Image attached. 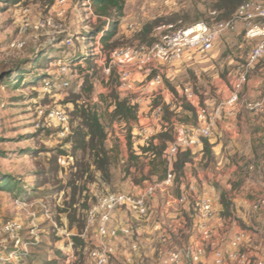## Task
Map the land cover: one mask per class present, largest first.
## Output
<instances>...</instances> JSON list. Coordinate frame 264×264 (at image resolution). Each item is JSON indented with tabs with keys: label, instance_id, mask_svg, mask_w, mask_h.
<instances>
[{
	"label": "rangeland",
	"instance_id": "374dc122",
	"mask_svg": "<svg viewBox=\"0 0 264 264\" xmlns=\"http://www.w3.org/2000/svg\"><path fill=\"white\" fill-rule=\"evenodd\" d=\"M216 1L125 0L124 16L112 40L114 46L107 50L102 45L98 53L91 31L99 22L87 8V0H67V13L62 19L54 16L55 0H0V175H11L24 191L0 190V219L22 222L24 229L18 235L26 245L14 247L10 240L0 242V256L16 251L21 254V264H90L88 252L95 232L87 227L89 209L103 194L135 193L145 182L160 179L162 174L160 166L152 170V162L146 156L138 158L130 152V132L138 106L135 105L134 118L115 117V102L127 100L132 105L133 94L119 90L116 66H111L109 75L104 73L109 56L117 48L149 45L194 22L213 25L224 20L214 11ZM48 19H53L56 27L43 25ZM68 38L71 45L65 42ZM250 47L243 31L238 30L223 34L212 50L197 57L159 65L162 92L168 95V104L163 105L167 134L175 131L173 123L195 125L199 115L208 117L228 98ZM63 66L68 71L67 87L60 86V80L66 77L60 73ZM257 79L252 88V81ZM248 81L249 86L247 82L239 92L240 100L259 97L264 84V59L250 70ZM46 82L52 83L47 90ZM185 86H190L195 94L191 102L182 94ZM162 100L157 93L153 102ZM53 107L67 114V130L47 117ZM247 112L241 108L235 117L247 116ZM92 114L98 117L103 130L94 138L84 124ZM225 120L224 111L217 121ZM166 133L157 138L159 150L170 140ZM228 133L226 128L222 131L214 127L210 154L197 152L188 157L186 164L175 165L176 184L188 180L190 175L195 177L200 193L215 195L211 221L214 245L200 240L192 209L193 216L183 224L188 235L179 236L176 222L171 223L166 211L160 210L166 206V192H158L150 200L145 217L125 211L113 214V225L129 224L134 230L158 225V230L145 234L157 246L148 256L143 254V264H163L165 251L188 244L205 249L197 264H214V248L220 247L226 253L230 239L239 231L246 233V240L238 246L239 252L246 255V264H254L263 255L264 210L256 211L252 206L264 198V170L233 172L228 170L231 161L217 169L219 158L212 146L219 143L221 154L229 161ZM95 145L100 148L95 149ZM157 162L161 163H154ZM248 180L256 189L249 188L242 195L241 187ZM178 191V187H173L169 194L177 195ZM234 192L244 198L241 203L234 200ZM32 224L35 228L30 231ZM130 243L129 238L119 240L117 259L112 256L107 264H123L120 251L128 249ZM15 256L8 255L7 259L19 261ZM135 257L132 264H138ZM181 264L190 263L183 260ZM225 264L238 263L226 259Z\"/></svg>",
	"mask_w": 264,
	"mask_h": 264
},
{
	"label": "built area",
	"instance_id": "2783aa9c",
	"mask_svg": "<svg viewBox=\"0 0 264 264\" xmlns=\"http://www.w3.org/2000/svg\"><path fill=\"white\" fill-rule=\"evenodd\" d=\"M87 8L90 10L89 6ZM53 12L56 18H64L67 13V0H55ZM44 24L47 27H56L53 19L46 20ZM238 30L243 31L245 40L251 45L245 65L239 68L228 98L217 105L208 117L199 115L195 125L173 123L175 131L164 149L166 173L163 179L147 181L144 187L135 193L103 194L87 212V227H92L95 232L94 244L88 252L90 264H107L110 257L115 255L119 240L129 238L130 251H138L140 243L136 229L134 230L129 224L113 225L111 223L113 214L116 211H125L137 217L147 216L150 200L158 192L169 194L172 189L174 178L172 163L175 155L184 151L196 153L199 147L201 150L204 140L212 137L213 128L222 112L235 115L244 108L249 113L264 114V84L257 99L250 101L239 99V92L248 82V73L264 58V0H247L237 7L230 18L213 25L204 21L194 22L172 31L149 45L117 48L109 56V63L104 68V73L109 75L111 66H116L119 90L132 93L131 104L138 106L137 119L130 132L131 143L156 144L158 134L167 130L163 105L168 103V95L162 92V72L159 65L164 61L174 64L187 58L197 57L199 54L212 50L223 34ZM65 42L72 44L70 38ZM95 43L96 51L100 53V36L96 37ZM60 73L66 76L60 80V86H69L67 67H60ZM51 85V82H46L45 89L47 90ZM157 93H160L163 100L154 103L153 99ZM182 94L190 102L195 99L190 86L183 87ZM46 115L54 124L67 130L68 116L62 109L50 108ZM214 199V193H200L195 182H189L177 197L179 204L192 203L195 210L194 228L201 241L212 245H214V235L211 230V221L214 213ZM252 207L256 211L264 210V198L257 199ZM33 228L35 225L32 224L30 231H33ZM23 229V223L17 219H0V242L10 240L14 247L26 246L18 235ZM155 229H159L158 225ZM245 240L246 233L239 231L230 239V248L226 253L222 248L215 247L214 264H224L226 259L236 261L238 264H246V255L238 250V246ZM127 255L126 263L129 264L133 255L131 252ZM204 255L205 249L202 245L188 244L182 248L165 251L162 262L163 264H181L183 260H186L190 264H197ZM254 264H264V253L255 259Z\"/></svg>",
	"mask_w": 264,
	"mask_h": 264
},
{
	"label": "crops",
	"instance_id": "0c3cea01",
	"mask_svg": "<svg viewBox=\"0 0 264 264\" xmlns=\"http://www.w3.org/2000/svg\"><path fill=\"white\" fill-rule=\"evenodd\" d=\"M258 80L259 79H257L256 81H252L251 83L252 88L253 87L255 88ZM248 84H250V81H248L247 85ZM235 116L236 114L228 115L226 113L227 120L223 122L217 121L214 126L216 130L223 131L224 128L228 129L229 133L227 137L230 141L229 142L230 151H228V154H230L229 158L231 159L229 161L224 155L221 154L219 143H216L215 145L212 146V149L215 150V154L219 158L217 162L219 167H217V169L222 168L224 163H226V161L227 162L231 161V163L228 166V170L230 171L236 172L237 170L242 169V170H247V171L252 170L253 172H261L264 166V114L258 115V114L247 112V116L242 115L239 117V119H237ZM218 136H221L219 132H218ZM200 151L201 150L199 147L196 151V154L197 152H200ZM236 155L238 158L242 157V160L241 161L238 160V158H236ZM251 167L252 169L249 170V168ZM199 178L201 177L199 176ZM188 180H190V182L196 181L195 177L190 176V175H189ZM203 183H205V181ZM241 188H242V192L240 193H242V195L247 193V190L249 188L256 189L255 185H253L250 182V180H248L244 184V186H242ZM243 189L245 192L243 191ZM234 195H235L234 200L238 201L239 203L243 201L244 198L242 199L240 195H236L235 192H234ZM178 196L179 195H173L171 193L167 194L166 198L164 199L166 206L161 207L160 210L166 211L171 223L176 222V226L178 227L177 231L179 230V236L181 237L183 236L184 238H186V235H188L189 231H186L184 229L185 227L183 224L186 223V221L188 220L190 221V218L194 214L191 212V209L194 210V207L192 203L190 205L177 203ZM175 207H178V208H175ZM156 226L157 224H155L152 227L147 226L145 227L146 229L142 227L136 229L138 236H139V243H140L139 249L136 252H132L130 251V246H129L128 249L120 251L121 257L123 258L121 262H123V264H127L126 263V259L128 257L127 253L131 252L132 255H134V257L136 256L135 260L138 262V264L139 263L143 264L144 259H146L144 255L148 256L150 253L155 251V247L157 246L156 242L154 241V239H152L151 237L149 238L145 234L153 233V231L156 230L155 229ZM121 241L122 240H120V242ZM115 256L116 255H114L113 257ZM115 258L117 259V257ZM132 261H133V256L129 264H132Z\"/></svg>",
	"mask_w": 264,
	"mask_h": 264
},
{
	"label": "trees",
	"instance_id": "16d2710c",
	"mask_svg": "<svg viewBox=\"0 0 264 264\" xmlns=\"http://www.w3.org/2000/svg\"><path fill=\"white\" fill-rule=\"evenodd\" d=\"M89 1V7L92 10V14L95 15L98 18L99 24L94 26L92 28V38L93 40H96V37L100 36V44L103 45L107 50H111L110 48L114 46L112 40L117 34L118 26L120 24V21L122 17L124 16V5L125 0H87ZM247 0H217L216 4L214 5V11L219 12L220 18L228 19L232 16V14L236 11L237 7L245 2ZM104 20H101L103 19ZM20 76V75H19ZM0 79H3L0 77ZM168 103H165L167 105ZM136 113L135 106L129 105L127 100H117L115 102V108H114V115L116 118L119 119H129L134 118ZM85 126L88 127L89 132L88 134L94 138L97 135H102L103 130L101 127V124L99 123L98 117L95 114L90 115L89 119L85 121ZM164 131V133H166ZM163 133V132H161ZM159 133V134H161ZM158 134V136H159ZM165 135V134H163ZM168 137L170 140L172 139V131H169ZM211 138V137H210ZM210 138H207L203 142L202 146V154L211 152V141ZM166 141L165 146L162 149H157L156 144H150V145H141V144H133L130 143V152L138 158H141L143 156H146L149 161L152 162V170L157 169L158 166L161 167V180L165 176L166 173V165H165V158H164V149L166 148L167 143L170 141ZM100 148L99 145H95V149ZM100 150V149H99ZM98 150V151H99ZM200 151V152H201ZM196 153H192L190 151H184L179 152L175 157L173 158L172 163V172L174 175L173 178V187H178V194L179 195L188 184L189 181L185 179V181H181L176 184V171H175V165H178V162L181 164H186L188 157H194ZM155 161H159L161 163H154ZM159 167V168H160ZM176 184V185H175ZM0 190L1 191H8V192H15L18 191V193H23L22 187L15 181L11 175H0ZM15 254L17 258H19V261L15 262L13 260L7 259L8 255ZM21 254L16 253V251H9L7 252V256L2 257L0 256V264H21Z\"/></svg>",
	"mask_w": 264,
	"mask_h": 264
}]
</instances>
